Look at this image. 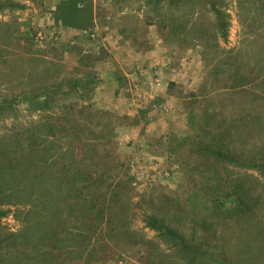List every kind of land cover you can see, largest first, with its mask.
<instances>
[{"label":"rangeland","instance_id":"1","mask_svg":"<svg viewBox=\"0 0 264 264\" xmlns=\"http://www.w3.org/2000/svg\"><path fill=\"white\" fill-rule=\"evenodd\" d=\"M0 1L19 4L0 8V264L40 255L54 220L65 251L44 264H264V0ZM111 40L158 59L129 73L132 98L181 117L166 158L129 137L136 112L94 106Z\"/></svg>","mask_w":264,"mask_h":264},{"label":"crops","instance_id":"2","mask_svg":"<svg viewBox=\"0 0 264 264\" xmlns=\"http://www.w3.org/2000/svg\"><path fill=\"white\" fill-rule=\"evenodd\" d=\"M109 44L112 53L111 61L98 60L93 63V75L89 78L91 79L89 83L93 84L94 106L101 109H108L111 112L113 111L112 113L119 114V116L122 113L129 114L131 113L130 111L136 112V115L133 116L134 118L131 122L132 126L130 129L137 128V131L133 130L134 132L132 131L129 137L139 138L145 142L146 140L153 142L150 147L152 155L156 157L160 154L161 157L166 158L161 153V148L166 144L165 139L168 138L167 135L173 140L177 131H181V117L178 114L164 115L158 109L152 110L151 104L153 102L146 90L142 93L146 97L145 100L141 101L134 97L132 98L131 95L136 93L134 81H140L141 78H138L133 73H129L134 65L150 66L158 61V59L154 60L151 58L152 53L149 49L148 53H145L146 50L139 49L135 45H125L118 40H111ZM171 59L173 58L171 57ZM80 79L77 78L75 81H79ZM166 81L167 78L161 79L159 83L161 87H163ZM138 94L141 95V92L139 91ZM167 97L170 96L168 95ZM125 123L123 122V127L118 129L120 133L123 128L124 134L122 136L124 137H126L129 129V125ZM183 129H185L183 130V134L192 131L190 123L187 122H184ZM169 143L171 141L167 139V144ZM236 158L238 157L236 156Z\"/></svg>","mask_w":264,"mask_h":264},{"label":"trees","instance_id":"3","mask_svg":"<svg viewBox=\"0 0 264 264\" xmlns=\"http://www.w3.org/2000/svg\"><path fill=\"white\" fill-rule=\"evenodd\" d=\"M7 1L9 2L10 0H7ZM157 1H160V0H157ZM6 5L15 6V7L19 6V4H17L16 2H10V3L5 4V3H2L0 1V8L4 7ZM213 9L215 10V12L218 15L219 14L218 10L215 9L214 6H213ZM217 17H218V20H219V25L222 26L221 18L219 16H217ZM222 35H225V33L222 32ZM37 96L38 95L34 96L33 98H36ZM21 100H26L24 95H22ZM13 101H11V102H13ZM216 157L218 159H228L231 162H234V161L235 162H240L239 158H236V157H233V156H228V155L225 156L224 154L219 153V152L216 153ZM23 162L24 161H21V160H19V161L15 160V163L10 165V166H8L7 168L8 169H12V170H17V172H21V171H23V169L21 168V165L23 164ZM85 202H86V200H85ZM85 202H84V205L87 206V204H85ZM87 203H88V201H87ZM0 213H3V212H0ZM100 213H102V212H100ZM56 219L61 220L62 224L64 223V220L61 219L60 217H57ZM57 222H59V221H55L54 220V222H53L54 225L53 226L48 225L49 227L47 226V228H46L47 231H45L42 228L40 230V235L38 237H36V238L34 236H32V235H35L38 230L35 229L31 233V236L33 237L31 242H35L34 243L35 244V248H34L33 252L40 251V255L45 256L47 254V255H50L51 257H53V256H58V255L62 254L65 251V246L63 244L64 239H63V235H61L62 228L60 227V224L57 223ZM149 225H151L152 227L158 228L159 230L162 231V233L167 234V236H169L171 239L179 241L181 243V245L183 247H185V249H188V250L190 249V246L186 247L185 244H183V238L181 236H179V234L176 231L172 230L167 225H165L161 221V219H158L157 217L152 216L149 219ZM78 227L79 226H75L74 227V229H77L76 232L80 231V229ZM72 233L76 235L75 232H72ZM72 233H71V235H73ZM85 238L88 239V237H85ZM54 251H56L55 252L56 254L53 253ZM66 253H68V252H66ZM190 254H191V260H190L191 262H194V261L198 260L202 264H205V263L208 264L204 260V259H206V255L203 252H201L200 250L199 251L198 250L197 251L193 250V252L191 251ZM40 255L36 254V253L35 254L32 253L31 255L27 254V256L23 255L22 258H21V256H17L16 257V264H44L42 262V258H40ZM28 258H29V260H27ZM202 260H203V262H201ZM27 261H29V262L27 263ZM200 263H198V264H200ZM220 264H227V263H226V261H224V259H220Z\"/></svg>","mask_w":264,"mask_h":264},{"label":"built area","instance_id":"4","mask_svg":"<svg viewBox=\"0 0 264 264\" xmlns=\"http://www.w3.org/2000/svg\"><path fill=\"white\" fill-rule=\"evenodd\" d=\"M148 83H149V86H150L151 88H153V87H155L156 85L159 84V79H158V78H153V79L150 80ZM153 105H154V104H151V106H153ZM130 165H131V166H134L135 164H134V162L132 161ZM163 175H164V176H168V172H164Z\"/></svg>","mask_w":264,"mask_h":264}]
</instances>
